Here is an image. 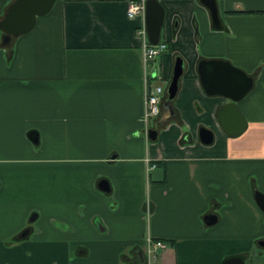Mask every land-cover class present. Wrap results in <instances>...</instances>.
Returning <instances> with one entry per match:
<instances>
[{
  "label": "crops",
  "instance_id": "1",
  "mask_svg": "<svg viewBox=\"0 0 264 264\" xmlns=\"http://www.w3.org/2000/svg\"><path fill=\"white\" fill-rule=\"evenodd\" d=\"M135 1L57 0L9 46L0 31V264H264V0H216L221 30L199 0H156L167 49L148 67ZM177 58L173 116L150 121L151 141L147 87L164 101ZM203 60L252 79L237 137L216 119L229 100L205 93ZM148 240L165 249L148 259Z\"/></svg>",
  "mask_w": 264,
  "mask_h": 264
},
{
  "label": "water",
  "instance_id": "2",
  "mask_svg": "<svg viewBox=\"0 0 264 264\" xmlns=\"http://www.w3.org/2000/svg\"><path fill=\"white\" fill-rule=\"evenodd\" d=\"M56 1L13 0L0 20V31L3 32L1 45L7 47L12 39L29 33L34 27L36 19L48 14ZM199 3L208 10L213 29L221 30L222 26L217 12L216 0H199ZM144 19L148 42L151 45L158 44L164 11L156 0H146ZM183 71L184 64L177 58L171 80L166 89V101L162 105V112L156 122L157 127L169 122L173 116L172 101L177 94L179 79ZM197 71L201 85L208 96L219 95L229 100V103L221 107L216 113V119L221 129L229 137L241 135L246 128V124L236 104L252 89V79L229 63L218 60L200 61ZM147 137L151 141H155L157 130H148ZM198 139L201 144L210 145L214 139L213 133L201 127L198 130ZM100 188L103 191H108L107 183L101 182ZM255 201L264 214V195L255 193ZM212 219V217L206 218L209 223H212ZM259 246L264 248V242H260ZM222 264H244V262L240 257H231L225 259Z\"/></svg>",
  "mask_w": 264,
  "mask_h": 264
},
{
  "label": "built area",
  "instance_id": "3",
  "mask_svg": "<svg viewBox=\"0 0 264 264\" xmlns=\"http://www.w3.org/2000/svg\"><path fill=\"white\" fill-rule=\"evenodd\" d=\"M145 3L146 0H138L135 2H130L127 8V17L129 19L141 18V24L136 28V34L143 40L142 53L143 62L145 67H148L150 63L155 62V60L163 54L167 46L164 43H158L156 45H151L147 41V30L145 25ZM152 79L155 75L151 76ZM164 92L159 86H153V88L147 87V92L144 101V113L142 121L145 124V128L148 130V125L151 120H158L162 112V105ZM155 166H152L154 168ZM165 249V244L160 241H150L148 240L145 247V252L148 259L154 258L161 250Z\"/></svg>",
  "mask_w": 264,
  "mask_h": 264
},
{
  "label": "flooded vegetation",
  "instance_id": "4",
  "mask_svg": "<svg viewBox=\"0 0 264 264\" xmlns=\"http://www.w3.org/2000/svg\"><path fill=\"white\" fill-rule=\"evenodd\" d=\"M137 253H139V256L142 255V253L140 251H138Z\"/></svg>",
  "mask_w": 264,
  "mask_h": 264
},
{
  "label": "trees",
  "instance_id": "5",
  "mask_svg": "<svg viewBox=\"0 0 264 264\" xmlns=\"http://www.w3.org/2000/svg\"><path fill=\"white\" fill-rule=\"evenodd\" d=\"M166 101V95H165V98H164V102Z\"/></svg>",
  "mask_w": 264,
  "mask_h": 264
},
{
  "label": "rangeland",
  "instance_id": "6",
  "mask_svg": "<svg viewBox=\"0 0 264 264\" xmlns=\"http://www.w3.org/2000/svg\"><path fill=\"white\" fill-rule=\"evenodd\" d=\"M166 87V86H165ZM146 243H147V241H146Z\"/></svg>",
  "mask_w": 264,
  "mask_h": 264
}]
</instances>
